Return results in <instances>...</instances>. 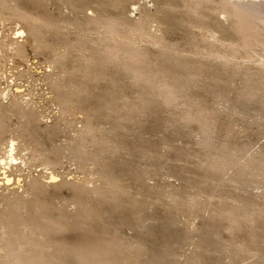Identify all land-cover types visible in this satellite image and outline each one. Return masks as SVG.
Returning a JSON list of instances; mask_svg holds the SVG:
<instances>
[{"label":"rangeland","instance_id":"rangeland-1","mask_svg":"<svg viewBox=\"0 0 264 264\" xmlns=\"http://www.w3.org/2000/svg\"><path fill=\"white\" fill-rule=\"evenodd\" d=\"M212 1L0 0V239L28 264H264V22L247 46Z\"/></svg>","mask_w":264,"mask_h":264},{"label":"bare ground","instance_id":"bare-ground-1","mask_svg":"<svg viewBox=\"0 0 264 264\" xmlns=\"http://www.w3.org/2000/svg\"><path fill=\"white\" fill-rule=\"evenodd\" d=\"M212 2H214V1H212ZM216 4H218L217 6H219L220 8L217 7V6H215V7L223 10L222 12H225L226 13V15H227L226 17H229L228 19H231L232 20V22L234 23V26H235L236 31L238 30L239 33H240V35L241 34L243 35V37L245 38L244 39V42L246 40L245 44H247V46H248L249 45L248 43L252 41L250 36H253V35H251V34H254V32L255 33H258L255 30L256 29V26H257L256 25L257 22H261V21L264 22V11L261 8V6L259 5V3L257 1H255V0H222V1L219 0V2L218 3H215V5ZM30 16H29V18H30ZM39 23H40V20H39ZM258 27H259V25H258ZM258 27H257V29H258ZM259 34H261V33H259ZM254 36H253V38H254ZM18 37H16V38H18ZM248 37H250V41H247V39L249 40ZM256 38L257 37H255V39ZM38 41H40V39ZM245 44L243 46H246ZM41 45L36 50L39 51L40 50L39 48L41 47ZM237 49H239V48H237ZM36 50H34V52H36ZM240 50H242V49H240ZM243 50H245V48ZM249 50H250V48H249ZM252 50H251V52H252ZM232 51L236 53L239 50H237V51L232 50ZM245 54H247V52ZM60 114H62V113H60ZM13 142L11 143L12 146H14V143ZM12 150H13V148H12ZM7 151H8V149H7ZM12 154H14V153L12 152L10 154V160L11 161L12 160L14 161L15 158H14V156ZM9 166H6V167H9ZM7 172L8 171H5L4 172V178L9 181L11 178L7 174ZM49 177L52 178V179H58L57 175L55 173H53V172L50 173V176ZM86 240L87 239H85L84 241H86ZM16 242H17V240H16ZM16 242L14 241V239H9V238L0 239V264H2V261H4V260H5V262L7 264H28L30 262V260L28 259V257L26 256L27 258H25L24 257L25 255L22 254L23 252L20 251L21 250L20 249L21 248V246H20L21 244L20 243H16ZM80 243H81V241H80ZM80 243H78V244H80ZM83 243L84 244H81L79 246L77 245L76 247H73L71 245L70 246L68 245L67 248L64 247L60 251H58V253L60 252L59 253L60 255L59 256L57 255L59 260L58 259H55L56 261L58 260L57 263L58 264H114L113 261L114 260H117V258H118L117 255H116L117 258L114 259V255H115L114 253L115 252L114 253L113 252H110L109 250L112 251V249L110 248L108 250L109 247H106V243L108 244L107 241H106V243H105L104 246L101 245V241L100 242H97V240H95V242L93 240V241H88V242H83ZM98 243H100V244H98ZM111 243L113 244V242H111ZM22 250H23V248H22ZM111 253L114 254V255H112ZM24 254H27V253H24ZM41 257H43V256H41ZM51 257H52V255H51ZM27 260H29V262H27ZM51 264H53V263L51 262Z\"/></svg>","mask_w":264,"mask_h":264}]
</instances>
